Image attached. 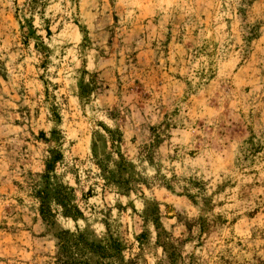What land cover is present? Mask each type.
<instances>
[{"label": "rangeland", "instance_id": "obj_1", "mask_svg": "<svg viewBox=\"0 0 264 264\" xmlns=\"http://www.w3.org/2000/svg\"><path fill=\"white\" fill-rule=\"evenodd\" d=\"M43 1L0 0V264L77 228L127 264H264V0ZM61 184L83 216L50 226Z\"/></svg>", "mask_w": 264, "mask_h": 264}, {"label": "trees", "instance_id": "obj_2", "mask_svg": "<svg viewBox=\"0 0 264 264\" xmlns=\"http://www.w3.org/2000/svg\"><path fill=\"white\" fill-rule=\"evenodd\" d=\"M35 2L44 4L43 0H30V4ZM51 153L53 156L46 162V172L51 171L54 164L62 159L60 152L52 151ZM66 188L68 187L62 184L56 188L53 195V198L56 199L55 209H52L45 194L39 196V213L47 225L52 226L57 215L71 218L73 221L83 216L80 207L69 197ZM89 193L87 192V196H90ZM55 236L58 239L56 264H89L91 259H95V264H127L120 257L117 258L120 252V243L111 236L103 244L87 240L78 228L73 232L60 230Z\"/></svg>", "mask_w": 264, "mask_h": 264}]
</instances>
